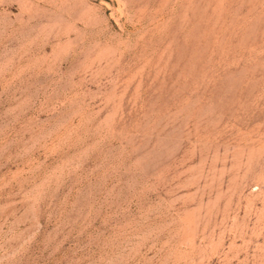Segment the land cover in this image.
Listing matches in <instances>:
<instances>
[{
	"label": "rangeland",
	"instance_id": "374dc122",
	"mask_svg": "<svg viewBox=\"0 0 264 264\" xmlns=\"http://www.w3.org/2000/svg\"><path fill=\"white\" fill-rule=\"evenodd\" d=\"M0 264H264V0H0Z\"/></svg>",
	"mask_w": 264,
	"mask_h": 264
}]
</instances>
